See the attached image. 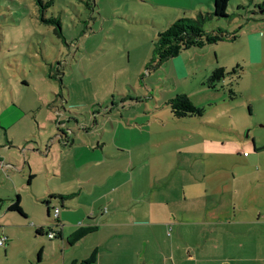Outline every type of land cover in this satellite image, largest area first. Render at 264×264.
<instances>
[{
	"label": "rangeland",
	"instance_id": "obj_1",
	"mask_svg": "<svg viewBox=\"0 0 264 264\" xmlns=\"http://www.w3.org/2000/svg\"><path fill=\"white\" fill-rule=\"evenodd\" d=\"M240 1L250 6L237 9ZM226 9V17L203 23L206 31L222 29L223 39L148 65L164 21L147 0H0V152L17 168L14 176L2 172L13 186L0 184V235L8 236L0 245V264H51L55 253L49 249L37 256L40 243L55 239L37 234L34 225L55 227V220L42 201L46 179L35 155H42L43 136L64 127L86 131L96 118V131L118 120L137 127L148 122L162 132L157 169L171 166L182 174L176 162L214 163L209 192L218 201L225 195L227 207L240 204L247 171L243 153L264 162V55L254 64L247 52L248 38L262 35L264 44V33H246L257 26L264 32V7L228 0ZM42 17H58L59 28ZM215 66L227 72L212 88L206 78ZM177 93H185L202 113L174 116L168 101ZM255 146L260 147L254 151ZM30 157L42 172L29 178L24 161ZM185 172L179 176L185 191H201L202 178ZM64 183L65 176H58L52 185ZM247 186L255 195L256 184ZM16 195L24 215L7 209ZM50 199L61 207L59 198Z\"/></svg>",
	"mask_w": 264,
	"mask_h": 264
},
{
	"label": "crops",
	"instance_id": "obj_2",
	"mask_svg": "<svg viewBox=\"0 0 264 264\" xmlns=\"http://www.w3.org/2000/svg\"><path fill=\"white\" fill-rule=\"evenodd\" d=\"M147 1L161 12L164 21L161 28L178 17L194 16L212 8V0ZM250 1L258 9L264 7V1ZM247 4L250 6L240 1L236 7ZM258 27L246 33H264ZM203 46L207 44L186 49L194 51ZM185 52L187 59L189 51ZM247 52L253 55L249 59L254 64L262 61V35L248 38ZM96 115L101 118L102 113ZM97 121L94 119L95 126L86 131L82 128L73 132L64 127L51 137H42L46 145L40 152L42 155H35L41 159L46 179L41 196L51 193L68 196L56 197L61 207L49 200L48 213L51 209L53 216L52 208L58 207L53 217L59 236L53 242L40 243L39 259L49 249L55 253L51 264H80L86 259L89 261L84 264H264V162H254L248 158L249 152L243 153L246 185L240 192V204L227 207L221 200L225 195L218 201L207 187L215 173L214 163L204 162L200 166L195 162H176L182 174L188 169L192 179L202 178L205 182L201 191H185L180 171L171 166L156 168L162 159L157 154L161 150L158 142L161 131L153 130L148 122L137 127L121 124L119 120L111 128L96 131L100 126ZM58 138L63 139L64 145L56 143ZM30 159L24 161L30 166L27 172L32 175L42 172V167L35 169ZM13 167L0 152V184L10 183L2 172L14 176L17 168ZM24 171L23 165L20 172ZM58 176H65V183L55 188L52 182ZM250 182L256 184L255 195L249 192ZM1 220L0 216V226ZM34 227H42L39 234H46L44 224ZM4 236L7 239L2 245L8 240ZM58 247L60 253L56 252Z\"/></svg>",
	"mask_w": 264,
	"mask_h": 264
},
{
	"label": "trees",
	"instance_id": "obj_3",
	"mask_svg": "<svg viewBox=\"0 0 264 264\" xmlns=\"http://www.w3.org/2000/svg\"><path fill=\"white\" fill-rule=\"evenodd\" d=\"M228 0H212V8L210 11H198L194 16H182L169 22L165 27L159 29L152 44L151 56L148 60V65L154 63L160 64L163 60L178 54L181 50L190 46H202L208 43H215L226 36V33L217 28L212 31H206L203 28V23L212 17H226ZM48 23L56 24L59 28L60 21L58 17L41 18ZM234 36V35H233ZM226 69L223 66H215L206 78L207 86L214 88L216 82L224 77ZM239 76V75H237ZM229 92L232 91L229 89ZM171 113L176 116L184 115H199L202 113V108L194 105L185 93H177L168 101ZM32 174H29V178ZM68 196L67 194L51 193L42 201L46 204V212L48 214L50 197H59L61 199ZM52 208V213L53 209ZM58 209V207H56ZM8 209L16 210L24 215L19 204V195H16L8 205ZM58 212V211H57ZM54 216V215H53ZM56 217V216H54ZM55 227L47 226L46 235L48 238H57L59 236L58 224ZM42 227L35 229L37 234L41 233ZM52 231L53 235L48 236V232ZM77 235L75 238H78ZM7 239V238H6ZM1 245V244H0ZM89 259L82 260L80 264L87 263Z\"/></svg>",
	"mask_w": 264,
	"mask_h": 264
},
{
	"label": "built area",
	"instance_id": "obj_4",
	"mask_svg": "<svg viewBox=\"0 0 264 264\" xmlns=\"http://www.w3.org/2000/svg\"><path fill=\"white\" fill-rule=\"evenodd\" d=\"M57 211H58V209L55 207L53 209V215L54 216L57 215ZM52 235H53V232L52 231L48 232V236H52ZM5 240H6V237L4 235L0 236V244H3Z\"/></svg>",
	"mask_w": 264,
	"mask_h": 264
}]
</instances>
